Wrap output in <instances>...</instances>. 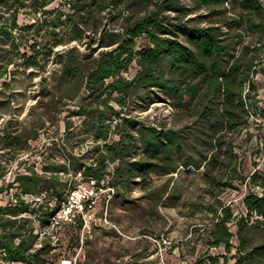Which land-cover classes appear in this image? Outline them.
Wrapping results in <instances>:
<instances>
[{"label":"rangeland","instance_id":"1","mask_svg":"<svg viewBox=\"0 0 264 264\" xmlns=\"http://www.w3.org/2000/svg\"><path fill=\"white\" fill-rule=\"evenodd\" d=\"M65 1L52 0L44 9L53 11L61 8ZM240 2L182 0L191 11L185 18L191 19L190 25H220L227 38H234L228 60L234 61L242 55L245 60L255 59L259 63L257 72L252 74L256 90H252L253 97L248 99L243 123L222 132V144L218 146L215 137L200 129L194 110L174 104L173 99L159 89L139 90L128 95L123 115L139 121L133 128L135 135H140V122L167 129H185L190 133L188 146L182 153H176L171 162L170 166L179 165L178 169L171 173H153L147 182L138 177L132 187L123 191L106 182L99 192L96 216L87 229L64 224L54 227L43 223L36 214H22L31 219L27 228L34 227L39 235L34 248L47 243L56 246L52 250L45 248L44 257L49 264H66V259L71 264H188L207 253L218 256L221 262L226 257L229 264L236 261V247L241 243L237 236L240 229L237 220L243 215L248 217L244 197L251 190L263 191L261 187H251L248 183L255 172L264 173V28L253 30L235 22V18L244 12ZM49 15L36 11L32 0H0V41L5 48L0 71L5 69L10 59L15 61L0 77V207L14 203L15 196L22 192L18 181L22 173L36 171L50 175L52 172L46 169L55 164L71 163L69 172H59L62 180H67L63 188L65 192L72 185H91L84 169L80 170L79 161H93L92 111L96 105L86 90L73 99L63 96L57 89L54 74L61 66L57 51L69 45H78L81 49L85 46L79 40L68 41L77 34L72 26H60L56 34L45 26L30 27L39 18L42 20ZM50 16H56V13ZM232 21L231 26L226 25ZM104 23L120 27L123 19L107 15ZM181 38L186 40L183 34ZM60 39L65 42L56 47L51 45ZM35 42L39 48L50 44L53 53L48 63L41 61L46 65L43 68L27 69L23 63L34 54L31 46ZM147 43L146 36L137 39L138 46ZM137 71L138 66L134 64L125 75L133 77ZM248 91L249 84L245 86V93ZM112 103L121 108L117 102ZM114 125H117V120ZM124 127H129V124ZM119 131V128L113 129L111 140L119 139ZM21 133L25 137L32 136L28 148L19 151L8 147L12 139L7 135ZM214 151H220V159H227L229 167L208 164ZM143 155L144 149L141 148L137 157ZM205 156L209 159L204 160ZM72 162H77L75 169ZM185 162L193 164L185 165ZM114 166L115 163H109L110 169ZM222 177L223 181L229 179L232 184H219ZM44 195L49 194L46 191L43 195L35 193L25 198L38 207L45 202ZM224 207H231L237 216V220L229 223L236 233L231 251L224 244L213 242L216 224ZM242 237L248 239L247 246L263 245L264 218L257 215L248 217ZM3 257L0 250V264H27L10 263Z\"/></svg>","mask_w":264,"mask_h":264},{"label":"trees","instance_id":"2","mask_svg":"<svg viewBox=\"0 0 264 264\" xmlns=\"http://www.w3.org/2000/svg\"><path fill=\"white\" fill-rule=\"evenodd\" d=\"M220 1L223 0H206L209 3ZM32 2L36 11L50 15L56 13V16L49 15L42 20L39 18L30 27L45 26L56 34L60 26H72L77 34L68 41L79 40L85 46L81 49L78 45H69L57 51L61 66L54 74L57 89L63 96L73 99L86 90L96 105L92 111L95 143L93 161H79L80 170L84 169L85 175L91 179L90 186L100 189L108 182L123 191L132 187L138 177L147 182L153 173H171L178 169L179 165H170L175 154L182 153L184 147L188 146L190 133L185 129H167L140 122V135H135L133 128L139 121L123 114L128 95L139 90L144 92L157 88L172 98L174 104L194 110L193 115L197 117L200 129L210 137H215L218 146L222 144V132L243 123L248 99L253 97L252 90H256L252 74L257 72L259 63L255 59L245 60L242 55L234 61L228 60L234 38H227L220 25H190L188 22L191 19L185 18L191 11L182 0H66L63 7L53 11L44 9L52 0ZM240 6L245 13L236 17L235 22L239 26L262 30L263 1L241 0ZM107 15L122 17L123 23L120 27H112L110 23H104ZM231 24L233 21L226 23L229 26ZM4 33L9 34L8 31ZM182 34L186 40L181 38ZM141 36L148 39L144 46L137 44ZM63 42L65 40L60 39L51 45L56 47ZM51 45L39 48L38 42L32 44L34 54L23 63L25 67L46 66L41 61L48 63L53 53ZM4 50L0 41V60ZM14 62V59L8 61L5 69L0 71V77L8 72V66ZM134 64L138 66V71L133 77L126 76L125 73ZM247 84L249 91L245 93ZM112 101L121 108H117ZM109 113L111 115L108 117ZM115 120L117 125H114ZM125 124H129V127L123 128ZM114 128H119L120 137L111 140ZM23 135H7V138L12 139L8 147L26 150L32 136ZM141 148L144 149V155L137 157ZM220 155V151H214L208 164L229 167L227 159L221 160ZM208 159V156L204 157V160ZM110 162L115 163L112 169L109 167ZM72 163L75 169L77 162ZM190 164L193 163L185 162V165ZM70 165L60 163L47 167L46 170L52 172L50 175L34 171L22 173L18 177L22 192L15 196L14 203L9 202L5 207H0V250L4 253V260L10 263L49 264L44 257L45 248L52 250L56 246L47 243L41 248H34L39 235L35 233L34 227L27 228L30 217L21 215L36 214L43 223L52 225L53 218L67 202L70 192L77 187L72 185L68 192L63 189L67 180H62L59 172H69ZM213 179L216 181L215 176ZM223 179L218 183L224 186L232 184L229 179ZM248 184L263 189L262 193L251 190L245 195L248 217L257 215L264 218V173L252 174ZM41 186L43 188L39 191ZM46 191L49 195H44L45 202L38 207L25 198L35 193L43 195ZM248 217L243 215L237 220L231 207H224L219 215L220 220L214 231L215 244H224L231 251L236 233L231 230L229 223L237 220L240 226L237 236L241 243L236 247L239 255H236L237 259L232 264H264V244L250 247L246 244L248 239L242 237ZM83 222L78 219L64 225L82 228ZM188 264H229V261L226 257L221 262L218 256L207 253Z\"/></svg>","mask_w":264,"mask_h":264},{"label":"built area","instance_id":"3","mask_svg":"<svg viewBox=\"0 0 264 264\" xmlns=\"http://www.w3.org/2000/svg\"><path fill=\"white\" fill-rule=\"evenodd\" d=\"M100 189L90 185H80L74 188L70 192L67 202L53 218L52 225L57 227L64 223L76 222L78 219H82L84 228H90L96 216ZM110 189L114 190L112 187Z\"/></svg>","mask_w":264,"mask_h":264},{"label":"bare ground","instance_id":"4","mask_svg":"<svg viewBox=\"0 0 264 264\" xmlns=\"http://www.w3.org/2000/svg\"><path fill=\"white\" fill-rule=\"evenodd\" d=\"M66 264H71V261H69L68 259H66Z\"/></svg>","mask_w":264,"mask_h":264}]
</instances>
